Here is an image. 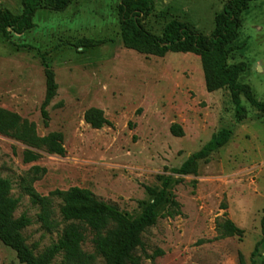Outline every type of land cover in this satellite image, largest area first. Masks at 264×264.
Here are the masks:
<instances>
[{
    "label": "rangeland",
    "instance_id": "rangeland-1",
    "mask_svg": "<svg viewBox=\"0 0 264 264\" xmlns=\"http://www.w3.org/2000/svg\"><path fill=\"white\" fill-rule=\"evenodd\" d=\"M229 1L150 0L142 23L162 36L169 22L179 21L209 39ZM121 3L75 0L61 11L42 8L32 30L13 34L10 40L0 35V108L35 123L41 137L63 134L67 151L61 157L42 150L38 161L25 163L30 148L0 135V176L10 180L12 196L20 202L15 217L26 215L32 222L24 231L27 244L42 254L67 225L59 200L53 208L56 227L49 230L40 221V207L24 190V181L36 175L34 167L46 170L33 183L40 195L88 189L132 216L140 214L138 203L147 199L146 186L161 187L158 177L173 176L181 181L173 192L182 216L161 218L144 234L149 257L142 264H240L241 255L244 264H253L252 254L263 238L264 114L242 94L249 116L237 122L230 90L207 91L196 55L169 53L159 58L126 48ZM2 9L20 15L22 0H0ZM242 21L229 64L245 65L240 83L264 101V0L251 3ZM81 39L112 42L77 50L72 44ZM43 57L59 86L47 109V125L41 111L47 92ZM92 108L104 111L113 126L95 130L88 125L85 114ZM174 124L182 127L184 137L173 136ZM222 129L233 132L231 140L208 163H200L197 176L174 175L175 168ZM225 213L244 230L243 238L216 240L217 221ZM92 239L88 230L83 249L90 254L95 253ZM260 253L256 264L263 262L264 245ZM0 264H22L1 241ZM52 264H63V257ZM93 264L105 262L97 257Z\"/></svg>",
    "mask_w": 264,
    "mask_h": 264
},
{
    "label": "trees",
    "instance_id": "trees-1",
    "mask_svg": "<svg viewBox=\"0 0 264 264\" xmlns=\"http://www.w3.org/2000/svg\"><path fill=\"white\" fill-rule=\"evenodd\" d=\"M75 0H22V13L15 15L8 9L0 12V35L10 40L13 34L23 35L35 27L33 21L36 13L42 8L55 11L66 9ZM257 0H230L223 11L216 17V27L209 39L189 29L179 21H171L164 28L162 36L149 32L142 19L150 10V0H122L120 6L121 38L124 46L148 56L159 58L169 53L193 54L201 59L205 86L209 93L229 89L235 107L236 120L239 123L247 120L249 111L241 95H245L250 104L264 114V101H259L251 87L240 83L241 75L246 71L244 64H229L234 45L238 42L242 28V16L251 3ZM111 40L81 39L73 47L89 50L111 43ZM47 92L42 104V116L48 124V107L58 95L59 86L56 75L46 58ZM85 122L95 130L112 127L104 111L92 108L85 114ZM132 125V124H131ZM175 137H184V131L178 124L171 127ZM233 132L222 129L199 151L187 158L180 167L173 170L174 175L185 177L197 176L200 163H208L213 153L225 147L231 140ZM0 135L23 143L30 148L24 154L25 163L39 160V152L44 150L51 155L66 156L65 139L61 133H51L41 137L37 126L23 119L17 113L0 108ZM36 173L32 180L24 181V190L34 205L39 206L40 221L49 230L56 227L53 220L54 202H61L60 212L67 223L58 241L37 255L27 244L24 231L31 225V219L23 215L15 217L19 200L12 196V184L9 179L0 176V241L12 249L22 264H52L63 257V264H93L101 257L105 264H142L145 257L144 234L155 227L161 218L182 216V206L174 194V188L181 181L173 176L158 177L161 187L146 186L147 199L140 201V214L132 216L121 211L117 206L98 199L88 189L79 187L67 191L56 190L49 196L40 195L33 183L46 173V170L34 167ZM39 174H41L39 176ZM226 210V205H222ZM93 235L94 254L84 251L86 232ZM263 238L257 243L252 254V263L261 257L260 248L264 245V217L262 219ZM216 240L239 237L245 232L239 228L225 213L217 221ZM142 254H139V253ZM158 252L157 255H162ZM157 255L151 257L155 258ZM240 264H244L240 256ZM264 264V258L263 262Z\"/></svg>",
    "mask_w": 264,
    "mask_h": 264
}]
</instances>
